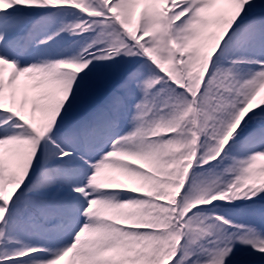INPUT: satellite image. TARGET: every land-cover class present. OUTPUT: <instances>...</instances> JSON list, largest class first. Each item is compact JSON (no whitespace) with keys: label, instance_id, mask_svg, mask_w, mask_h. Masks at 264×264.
Here are the masks:
<instances>
[{"label":"snow or ice","instance_id":"snow-or-ice-1","mask_svg":"<svg viewBox=\"0 0 264 264\" xmlns=\"http://www.w3.org/2000/svg\"><path fill=\"white\" fill-rule=\"evenodd\" d=\"M0 264H264V0H0Z\"/></svg>","mask_w":264,"mask_h":264}]
</instances>
